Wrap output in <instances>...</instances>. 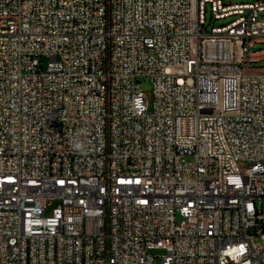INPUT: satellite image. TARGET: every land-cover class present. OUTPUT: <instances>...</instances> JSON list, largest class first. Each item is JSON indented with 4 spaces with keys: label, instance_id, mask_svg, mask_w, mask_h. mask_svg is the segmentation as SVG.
<instances>
[{
    "label": "built area",
    "instance_id": "built-area-1",
    "mask_svg": "<svg viewBox=\"0 0 264 264\" xmlns=\"http://www.w3.org/2000/svg\"><path fill=\"white\" fill-rule=\"evenodd\" d=\"M256 42L264 0H0V264H264Z\"/></svg>",
    "mask_w": 264,
    "mask_h": 264
},
{
    "label": "rangeland",
    "instance_id": "rangeland-1",
    "mask_svg": "<svg viewBox=\"0 0 264 264\" xmlns=\"http://www.w3.org/2000/svg\"><path fill=\"white\" fill-rule=\"evenodd\" d=\"M227 2H249L252 0H225ZM206 18H207V22L210 23V27L212 24L215 23V25H220L221 23L228 21L231 17H227V18H221L218 20H215L212 14V10L210 5L207 6V14H206ZM260 47H264V42H256L255 45L253 46V50H257ZM47 59H45L44 62H46ZM249 65H254V66H264V59L262 60H258V61H254V62H250ZM141 89L143 90L144 94L147 96V101H148V105L151 108L153 106L154 103V91H153V82L151 81L150 77L147 76H142L139 78L138 81ZM242 168H245L247 166L246 162H241L240 163ZM58 200L53 199V200H49L48 202V208L46 210L47 214H51L52 209L58 205ZM259 241V239H258ZM155 255H161L163 253L162 249H156L153 251ZM159 257H157V264H159Z\"/></svg>",
    "mask_w": 264,
    "mask_h": 264
}]
</instances>
